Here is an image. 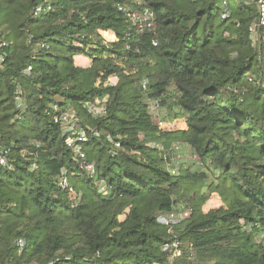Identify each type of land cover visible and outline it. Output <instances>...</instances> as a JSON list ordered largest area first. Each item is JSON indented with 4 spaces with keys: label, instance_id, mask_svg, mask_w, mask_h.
<instances>
[{
    "label": "trees",
    "instance_id": "1",
    "mask_svg": "<svg viewBox=\"0 0 264 264\" xmlns=\"http://www.w3.org/2000/svg\"><path fill=\"white\" fill-rule=\"evenodd\" d=\"M222 2L0 0V40L10 44L0 69L9 163L0 164V264H264V69L248 30L258 13L229 0L223 19ZM119 5L149 7L154 25L133 27ZM102 98L95 117L84 105ZM56 106L74 107L88 131L96 178L67 146ZM176 143L198 167L172 172L165 152ZM214 195L221 205L206 209ZM180 203L192 213L170 233L158 216ZM175 239L183 255L172 262L162 246Z\"/></svg>",
    "mask_w": 264,
    "mask_h": 264
},
{
    "label": "built area",
    "instance_id": "2",
    "mask_svg": "<svg viewBox=\"0 0 264 264\" xmlns=\"http://www.w3.org/2000/svg\"><path fill=\"white\" fill-rule=\"evenodd\" d=\"M246 4H253L257 9V18L251 22L248 27L250 33V39L252 41L253 47H255L259 54V60L262 68L264 69V0H243ZM50 9V7H48ZM119 9L122 10L129 18L133 27L144 30L147 27L154 25L156 15L155 12L147 6H139V8H131L119 5ZM222 17L226 19L230 17L229 0H223L222 2ZM42 11V6L37 8L36 14ZM155 44L157 42L155 41ZM10 44L7 41L0 40V69L3 68L8 56V48ZM32 67L29 66L24 73L30 74ZM252 80V78H250ZM109 84H114L112 79L109 80ZM143 89L146 90L148 86V81L144 80L142 82ZM16 105L18 107L23 106V90L20 85H18L15 95ZM106 98L96 99L95 101H88L84 106L85 108L95 117L101 115L106 109ZM54 121L60 124L63 134L66 138L67 146L73 151L75 160L86 170L90 177H97V170L95 164L89 163L87 161L86 153L84 150V144L89 140L88 131L79 125V120L77 119V112L74 107H66L65 109H60L59 106L55 107ZM157 124L160 129H166L168 126L173 125L167 123L163 120H157ZM95 136H99V132L95 129L92 130ZM115 148L120 147V142L113 140L109 137ZM162 148V146L158 145ZM179 147L174 145L173 152H165V158L168 159L169 156L172 157L175 150ZM8 150L0 143V164L3 166H8L7 160ZM33 167H36L33 164ZM173 173H176L175 169H172ZM65 173V171H63ZM104 188V187H103ZM192 213V209L184 203L176 205L172 210L162 213L158 216L159 223L166 226L170 233L174 232V226L180 225L183 220L189 218ZM19 245L24 244V240L20 239L18 241ZM193 244L189 245L192 248ZM162 250L168 252L172 262H175L176 258L183 255L182 242L179 239L170 241L162 246ZM194 257V253L190 254V258ZM37 264V263H31ZM159 264V263H156Z\"/></svg>",
    "mask_w": 264,
    "mask_h": 264
},
{
    "label": "rangeland",
    "instance_id": "3",
    "mask_svg": "<svg viewBox=\"0 0 264 264\" xmlns=\"http://www.w3.org/2000/svg\"><path fill=\"white\" fill-rule=\"evenodd\" d=\"M236 2L240 3V0H236ZM131 8H132V6H131ZM108 38L110 40L114 39L115 38V34L114 33L108 34ZM78 61L79 62H84L85 64H88L90 62V59L87 57L86 59H82V60L78 59ZM155 103H156V101L152 102L151 111L155 115V121L157 122V120H159L158 117H162L165 112H164V110L162 108H160L158 106L156 108H154L155 107ZM166 122L167 123H171L168 120ZM175 145H177L179 148L177 150H175V153H173L172 159H169L167 161V165L169 167H172V168L176 169L177 172H178L182 165L190 166L192 169H194L195 167L199 166V164H200L199 158L193 153L192 149L187 144H185V143H176ZM219 205H221V202H220V200L218 198V195H214L213 198L210 201H208V203L206 205V209H209L211 207H219ZM200 264H212V262L201 261Z\"/></svg>",
    "mask_w": 264,
    "mask_h": 264
},
{
    "label": "crops",
    "instance_id": "4",
    "mask_svg": "<svg viewBox=\"0 0 264 264\" xmlns=\"http://www.w3.org/2000/svg\"><path fill=\"white\" fill-rule=\"evenodd\" d=\"M111 33H114V32H111ZM107 36H108V34H110V33H105ZM115 34V33H114ZM115 38H116V35H115ZM114 38V39H115ZM114 39H112V40H114ZM111 40V41H112ZM87 58V57H86ZM86 58H79V59H86ZM78 63H80V64H82L83 66H89L90 65V63H91V60H90V62L88 63V64H85L84 62H79L78 61ZM178 127H182V128H184V127H186L187 126V124H186V121L184 120V119H181V121H178L177 122V124H176Z\"/></svg>",
    "mask_w": 264,
    "mask_h": 264
}]
</instances>
